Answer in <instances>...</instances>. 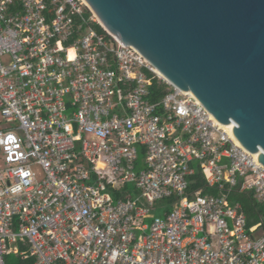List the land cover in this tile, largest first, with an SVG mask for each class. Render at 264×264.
I'll return each instance as SVG.
<instances>
[{"label":"built area","instance_id":"2783aa9c","mask_svg":"<svg viewBox=\"0 0 264 264\" xmlns=\"http://www.w3.org/2000/svg\"><path fill=\"white\" fill-rule=\"evenodd\" d=\"M234 191L264 166L85 0H0V264H264Z\"/></svg>","mask_w":264,"mask_h":264},{"label":"water","instance_id":"95a60500","mask_svg":"<svg viewBox=\"0 0 264 264\" xmlns=\"http://www.w3.org/2000/svg\"><path fill=\"white\" fill-rule=\"evenodd\" d=\"M264 166V0H85Z\"/></svg>","mask_w":264,"mask_h":264},{"label":"trees","instance_id":"16d2710c","mask_svg":"<svg viewBox=\"0 0 264 264\" xmlns=\"http://www.w3.org/2000/svg\"><path fill=\"white\" fill-rule=\"evenodd\" d=\"M99 31H102V28L97 26ZM163 86H159L156 82L151 86V100L156 101L161 96H163ZM193 178V182H191L190 189H198L204 187V192L216 193L217 191L214 188L205 187V179L201 172H197ZM230 199L232 201H237L241 204L242 209L246 215L248 225H252L259 221L260 216L264 212V206L253 197L252 192H238L234 191L230 195ZM32 259L22 260L19 257L9 254L5 257L6 264H30Z\"/></svg>","mask_w":264,"mask_h":264},{"label":"bare ground","instance_id":"6f19581e","mask_svg":"<svg viewBox=\"0 0 264 264\" xmlns=\"http://www.w3.org/2000/svg\"><path fill=\"white\" fill-rule=\"evenodd\" d=\"M98 19V18H97ZM158 70V69H157ZM159 71V70H158ZM160 72V71H159ZM161 73V72H160ZM162 74V73H161ZM224 128L228 131L229 135L238 142V140L235 138V136L224 126ZM239 143V142H238Z\"/></svg>","mask_w":264,"mask_h":264},{"label":"crops","instance_id":"0c3cea01","mask_svg":"<svg viewBox=\"0 0 264 264\" xmlns=\"http://www.w3.org/2000/svg\"><path fill=\"white\" fill-rule=\"evenodd\" d=\"M231 200V199H230ZM232 201V200H231ZM233 202H237V201H233Z\"/></svg>","mask_w":264,"mask_h":264}]
</instances>
